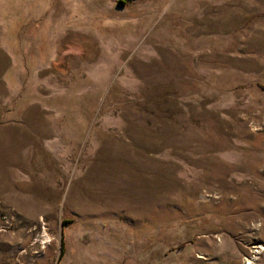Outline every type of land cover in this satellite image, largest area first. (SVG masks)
Segmentation results:
<instances>
[{
    "label": "rangeland",
    "instance_id": "rangeland-1",
    "mask_svg": "<svg viewBox=\"0 0 264 264\" xmlns=\"http://www.w3.org/2000/svg\"><path fill=\"white\" fill-rule=\"evenodd\" d=\"M0 51V264H264V0H0Z\"/></svg>",
    "mask_w": 264,
    "mask_h": 264
},
{
    "label": "crops",
    "instance_id": "crops-1",
    "mask_svg": "<svg viewBox=\"0 0 264 264\" xmlns=\"http://www.w3.org/2000/svg\"><path fill=\"white\" fill-rule=\"evenodd\" d=\"M7 56H8V52L7 51H0V77H1V69L3 68L2 65L4 64L5 65V61H7ZM3 65V66H4ZM13 131V130H12ZM11 130L8 132V134L10 135V140L13 142V139L16 140V134H15V131L12 132ZM13 133V134H12ZM13 137V138H12Z\"/></svg>",
    "mask_w": 264,
    "mask_h": 264
},
{
    "label": "bare ground",
    "instance_id": "bare-ground-1",
    "mask_svg": "<svg viewBox=\"0 0 264 264\" xmlns=\"http://www.w3.org/2000/svg\"><path fill=\"white\" fill-rule=\"evenodd\" d=\"M237 6H238V5H237ZM231 9H232V8H231ZM32 117H33V116H32ZM36 117H37V116H36ZM28 119H29V117H28ZM30 123H31V122H30ZM28 127H30V126H28ZM30 128H31V127H30ZM34 130H35V129H34ZM11 131H12V130H11ZM12 132H14V131H12ZM26 132H27V131H26ZM26 132H25V133H26ZM16 133H17V132H16ZM16 133H15V134H16ZM37 133H38V132H37ZM12 134H13V133H12ZM10 135H11V134H10ZM11 136H12V135H11ZM23 136H25V135H23ZM29 136H30V135H29ZM19 137H20V136H19ZM12 138H13V137H12ZM25 138H27V137H25ZM23 140H24V139H23ZM21 142H22V141H21ZM26 142H27V140H26ZM36 147H37V146H36ZM11 150H12V149H11ZM35 151H36V150H35ZM37 152H38V151H37ZM36 155H37V154H36Z\"/></svg>",
    "mask_w": 264,
    "mask_h": 264
},
{
    "label": "built area",
    "instance_id": "built-area-1",
    "mask_svg": "<svg viewBox=\"0 0 264 264\" xmlns=\"http://www.w3.org/2000/svg\"><path fill=\"white\" fill-rule=\"evenodd\" d=\"M257 252H258V250H255L254 254L257 253Z\"/></svg>",
    "mask_w": 264,
    "mask_h": 264
},
{
    "label": "trees",
    "instance_id": "trees-1",
    "mask_svg": "<svg viewBox=\"0 0 264 264\" xmlns=\"http://www.w3.org/2000/svg\"><path fill=\"white\" fill-rule=\"evenodd\" d=\"M69 221L68 220H65V223H68Z\"/></svg>",
    "mask_w": 264,
    "mask_h": 264
}]
</instances>
